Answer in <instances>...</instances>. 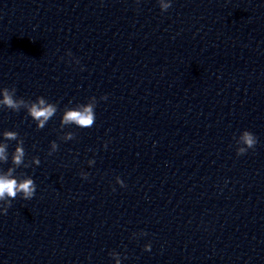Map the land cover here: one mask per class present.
Here are the masks:
<instances>
[{"label":"water","instance_id":"1","mask_svg":"<svg viewBox=\"0 0 264 264\" xmlns=\"http://www.w3.org/2000/svg\"><path fill=\"white\" fill-rule=\"evenodd\" d=\"M5 88L57 111L0 108L37 186L0 215V264H264V0H0ZM93 97L92 127L62 123Z\"/></svg>","mask_w":264,"mask_h":264},{"label":"clouds","instance_id":"2","mask_svg":"<svg viewBox=\"0 0 264 264\" xmlns=\"http://www.w3.org/2000/svg\"><path fill=\"white\" fill-rule=\"evenodd\" d=\"M160 11L167 12L169 8L172 7L173 0H157ZM70 55V53H69ZM80 61L76 60L75 64H79ZM83 70V68H81ZM101 100H107V97H101ZM95 97L92 98V103L88 105H81L75 109L66 110L62 116V123L74 124L79 128H90L94 125L96 115H95ZM21 107L26 108L28 117L35 123V127L43 130L48 122L56 114V106L45 101L42 97H38L37 100L30 105L26 104L22 100H17L15 98L14 92H10L7 88L0 89V108H8L13 111H19ZM66 139H71V136H67ZM8 141H16V147L11 153V164L15 167H9L7 170L0 168V215H5L8 208L11 207V202L14 201L17 196L21 200L29 201L35 197L37 186L32 177L27 178H17L14 175L19 166L25 162L26 152L23 146V141L18 140V133L14 131H5L2 136H0V165L7 164L9 162V144ZM257 137L248 131H244L240 135L237 142V147L235 148L236 155H245L249 150L254 149L257 145ZM53 151L57 149V145L53 142L51 145ZM51 155V153H49ZM33 163L36 167L40 166L39 157H35ZM80 177L83 180H87V173H80ZM116 184L121 188L125 187L124 182L120 177L116 178ZM141 236H145L146 233L140 232ZM151 243L144 245L143 250L145 252L151 251ZM114 259H116L117 264H120V258L117 254H113Z\"/></svg>","mask_w":264,"mask_h":264}]
</instances>
